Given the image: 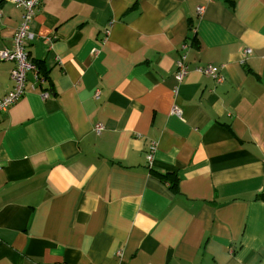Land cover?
Instances as JSON below:
<instances>
[{
    "label": "crops",
    "instance_id": "obj_1",
    "mask_svg": "<svg viewBox=\"0 0 264 264\" xmlns=\"http://www.w3.org/2000/svg\"><path fill=\"white\" fill-rule=\"evenodd\" d=\"M22 23L0 0V50ZM28 32L0 264H264V0H42Z\"/></svg>",
    "mask_w": 264,
    "mask_h": 264
},
{
    "label": "built area",
    "instance_id": "obj_2",
    "mask_svg": "<svg viewBox=\"0 0 264 264\" xmlns=\"http://www.w3.org/2000/svg\"><path fill=\"white\" fill-rule=\"evenodd\" d=\"M14 3L20 7L23 11V23L20 25L18 32L13 41V47L11 50H0V60L10 61L15 64L11 70L10 76L12 81V90L3 98L0 99V112L6 110L9 106L16 103L26 92L27 74L29 72L34 73V81L38 84L41 83V78L37 74V68L34 63L29 59L26 53V45L32 40L29 31V23L32 20L37 6L42 0H6ZM203 10L202 7L198 8L199 13ZM250 50L246 49L245 54H249ZM185 57H181L176 61V74L175 79L177 82H181L188 74L189 68L185 63ZM195 72H198L204 76L210 77L215 82L221 84L224 78L220 75L218 70L211 65L195 68ZM34 87V86H33ZM48 96L47 93L43 95V98ZM174 112L179 114L177 108ZM102 130L100 125H96L95 132L99 134ZM147 160L150 161V155L147 156Z\"/></svg>",
    "mask_w": 264,
    "mask_h": 264
},
{
    "label": "trees",
    "instance_id": "obj_3",
    "mask_svg": "<svg viewBox=\"0 0 264 264\" xmlns=\"http://www.w3.org/2000/svg\"><path fill=\"white\" fill-rule=\"evenodd\" d=\"M193 42H195V39H193ZM35 66H36V64H34ZM37 67V71H39L38 72V76L41 78V82H42V80H45V74L41 71V68H40V66L38 67V66H36ZM43 73V74H42ZM41 74V75H40Z\"/></svg>",
    "mask_w": 264,
    "mask_h": 264
}]
</instances>
